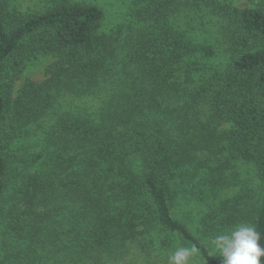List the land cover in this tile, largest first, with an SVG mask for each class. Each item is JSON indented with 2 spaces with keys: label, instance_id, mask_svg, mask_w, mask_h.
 Returning a JSON list of instances; mask_svg holds the SVG:
<instances>
[{
  "label": "trees",
  "instance_id": "trees-1",
  "mask_svg": "<svg viewBox=\"0 0 264 264\" xmlns=\"http://www.w3.org/2000/svg\"><path fill=\"white\" fill-rule=\"evenodd\" d=\"M128 1L138 26L122 49L124 67L132 71L116 78L119 41L101 32L102 9L63 1L27 15L11 9L12 0H0V226H20L27 258L39 257L38 245L52 244L74 261L97 264L102 254L151 235L155 225L196 246L204 264H221L178 213V195H185L177 184L180 172L195 163L197 171L198 158L209 161L211 155L249 166L234 200L239 216L222 220V231L247 224L264 245V0L246 9L219 0ZM203 8L224 20L234 55L223 71L191 89L193 66L186 76L179 73L197 48L173 18ZM40 53L56 59L50 78L27 80L16 92L27 63ZM106 81L104 89L111 90L94 114L69 108L55 114L46 146L37 152L42 169L17 171L16 139L49 115L61 91L81 94ZM200 105L228 127L219 130L197 118L193 132L174 135L168 117L188 124L189 110L199 115ZM195 171H187L188 184ZM224 182L219 175L204 183L212 191ZM213 215L197 227L204 236L215 231Z\"/></svg>",
  "mask_w": 264,
  "mask_h": 264
},
{
  "label": "rangeland",
  "instance_id": "rangeland-1",
  "mask_svg": "<svg viewBox=\"0 0 264 264\" xmlns=\"http://www.w3.org/2000/svg\"><path fill=\"white\" fill-rule=\"evenodd\" d=\"M63 1L71 4L94 5L104 11L105 19L101 26V32L113 36L119 41L116 61L121 65L114 67L113 74L116 78H121V74L129 72V70L132 71V69L124 67L126 51L122 49L124 39L131 35L135 27L138 26L130 15L132 4L128 0H12L11 9L27 15L38 14ZM219 1L223 5L240 9L255 8L259 2V0ZM173 25L179 31H183L187 39L197 48L193 55L184 58L183 69H180L181 74L179 73L184 77L186 76L185 70L188 71L190 68L189 64L193 66L190 76L194 84L190 85L191 89L201 80L225 69L234 52L230 49L228 40L224 36L227 32V26L220 16L205 8L185 10L173 18ZM55 61L53 56L42 53L32 57L27 63L24 74L16 84V92L27 80L40 84L50 78L48 70L52 68ZM130 67L132 68V66ZM106 85L107 81L96 88L87 89L85 93L81 94L62 90L58 95V103L52 108L49 115L31 128L28 134L22 136L23 138L20 136L16 139L13 150L19 160L14 165L17 171L25 174L37 169L41 170L42 167L39 166L41 161L37 160L39 158H37V152H41V148L46 146L47 127L51 120L53 121L55 114L66 108L76 111L81 109L80 112L85 111L94 114L105 103L106 94H109L111 90L109 87L107 93L104 89ZM196 109L200 111V114L195 115V112L189 110L190 118L196 120L190 122V118H188V124L178 121L172 115L168 117V125H171L169 128L174 135L181 134V129L183 131L193 129L191 127L198 123L197 118L203 122L212 123L219 130L228 127L226 123L211 118L204 105H200ZM191 131L193 132V130ZM43 156L42 160L46 158V154ZM208 158L209 161L205 158H198V160H202V165L197 171H195L197 167V163H195L191 167H185L180 172L177 184L181 190L185 188V195H178V213L181 218H185L188 223H191L194 234L200 237L212 250L210 241L214 236L230 232L238 226L225 228L222 231L221 222L230 216L238 218L239 214L233 210L234 200L241 194L242 186H245L244 180H247L245 176L249 172V166L242 162L235 164L233 161H227L226 158L220 156L208 155ZM193 169L195 175L188 184L187 171ZM219 175L223 176L225 182L220 186L217 184V188L211 191L210 184L205 185L204 182ZM10 187L13 193L18 189L14 184ZM12 202L10 201L9 204L11 205ZM210 212L212 215L214 214L210 223L214 225L215 231L204 236L197 230V227L200 228L202 217ZM19 227V225L9 227L5 223L0 226V264H94L93 262L74 261L72 258L77 257L71 254L68 256L64 252H54L55 246L52 244H46V248L42 247L43 244L38 245L37 249L41 251L39 257L36 258V256L31 255L32 258H27L24 250L28 249V241L19 237ZM180 246L191 247L184 244L181 239L152 225L151 235L129 242L125 248L118 249L115 254H102L97 264H168V256ZM212 254L220 257L218 252L213 253L212 251ZM193 264H204L199 253L193 259Z\"/></svg>",
  "mask_w": 264,
  "mask_h": 264
},
{
  "label": "clouds",
  "instance_id": "clouds-1",
  "mask_svg": "<svg viewBox=\"0 0 264 264\" xmlns=\"http://www.w3.org/2000/svg\"><path fill=\"white\" fill-rule=\"evenodd\" d=\"M260 233L253 226L241 224L230 232L214 236L211 241L213 253L222 257L221 264H262L264 245ZM196 246H180L168 256V264H193L198 255Z\"/></svg>",
  "mask_w": 264,
  "mask_h": 264
}]
</instances>
